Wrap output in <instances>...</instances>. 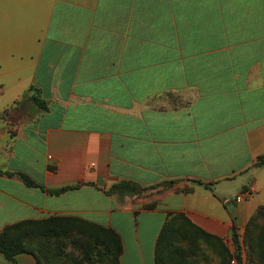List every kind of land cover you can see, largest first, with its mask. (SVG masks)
Instances as JSON below:
<instances>
[{
    "label": "crops",
    "instance_id": "0c3cea01",
    "mask_svg": "<svg viewBox=\"0 0 264 264\" xmlns=\"http://www.w3.org/2000/svg\"><path fill=\"white\" fill-rule=\"evenodd\" d=\"M261 155L264 0H0V230L75 217L119 234L121 264H156L168 221L167 243L225 264ZM15 263L37 264L0 252Z\"/></svg>",
    "mask_w": 264,
    "mask_h": 264
},
{
    "label": "trees",
    "instance_id": "16d2710c",
    "mask_svg": "<svg viewBox=\"0 0 264 264\" xmlns=\"http://www.w3.org/2000/svg\"><path fill=\"white\" fill-rule=\"evenodd\" d=\"M264 164V155L258 157L256 166ZM4 172H0L2 174ZM8 175L18 176L26 185L31 187H39L46 190L51 194H60L68 189L76 187V185L62 186L59 188H46L34 182L30 177L21 172H5ZM130 183H126L128 185ZM125 184L120 183L113 186L110 190L118 191ZM171 216H182L181 214H175ZM168 221L164 224L156 243V264H168L170 260L167 256H164V248L167 245L166 239L167 233L164 231L168 227ZM192 226H194L192 224ZM202 237L217 238L216 236L205 233L198 227ZM232 239L235 247L234 254L227 251V247L224 245V249L228 254L230 261L235 259L236 264H245L242 255V243L248 248L249 254L260 253L264 254V200L257 207L255 212L250 216L246 222L243 240L240 239L238 228L233 224ZM82 233H89V241L91 246L89 249L97 247L99 244L102 248L95 249L94 257L91 255L92 251L87 249V252L82 254L85 262L96 263L103 257H108L109 264H121L120 255L123 251V243L119 234L111 227L101 226L89 221H85L75 217L66 216H49L44 219L35 220H22L11 224H6L0 230V252L5 259L15 262V256L21 253H27L34 257L37 264L45 263V253L50 252V248L53 247L59 251L60 239H67L69 235H79ZM98 243V244H97ZM16 264V263H15Z\"/></svg>",
    "mask_w": 264,
    "mask_h": 264
},
{
    "label": "rangeland",
    "instance_id": "374dc122",
    "mask_svg": "<svg viewBox=\"0 0 264 264\" xmlns=\"http://www.w3.org/2000/svg\"><path fill=\"white\" fill-rule=\"evenodd\" d=\"M248 221V220H247ZM246 225V224H245ZM245 225L242 231L239 232L240 239L243 240V232ZM89 233H82V236L79 235H69L67 239H60V249L59 251L51 247L50 252L45 253V263L46 264H109L108 257L101 258L96 263H87L85 262L82 254L87 252V249L91 252V255L94 257L95 249H99L101 252L102 248L98 244L95 248L89 249L91 242L88 237ZM185 259V264H216L218 260L216 255L212 252L210 247L206 245L199 246L198 242H192L190 239L181 238L178 236L173 242L167 243L164 248V256L170 260V264H178L179 255ZM242 255L244 258L245 264H264V254L254 253L249 254L248 248L242 243ZM229 257L227 258L225 264H231Z\"/></svg>",
    "mask_w": 264,
    "mask_h": 264
},
{
    "label": "built area",
    "instance_id": "2783aa9c",
    "mask_svg": "<svg viewBox=\"0 0 264 264\" xmlns=\"http://www.w3.org/2000/svg\"><path fill=\"white\" fill-rule=\"evenodd\" d=\"M253 188L249 187L247 189H244L239 195H238V199H244L246 197H250L253 193Z\"/></svg>",
    "mask_w": 264,
    "mask_h": 264
}]
</instances>
